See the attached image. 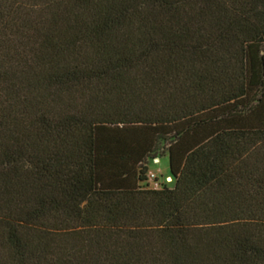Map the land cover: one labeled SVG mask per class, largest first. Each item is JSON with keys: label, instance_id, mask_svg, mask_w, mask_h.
<instances>
[{"label": "trees", "instance_id": "1", "mask_svg": "<svg viewBox=\"0 0 264 264\" xmlns=\"http://www.w3.org/2000/svg\"><path fill=\"white\" fill-rule=\"evenodd\" d=\"M0 264H264V0H0Z\"/></svg>", "mask_w": 264, "mask_h": 264}, {"label": "rangeland", "instance_id": "2", "mask_svg": "<svg viewBox=\"0 0 264 264\" xmlns=\"http://www.w3.org/2000/svg\"><path fill=\"white\" fill-rule=\"evenodd\" d=\"M165 143L166 139L164 137H160L156 140V146L153 151V156L158 158V163L154 164L147 160V170L152 172L157 181H161L164 176H166V159H165ZM168 181V180H167ZM169 187H171V183L168 184ZM149 187L148 184L145 186H141V188H147Z\"/></svg>", "mask_w": 264, "mask_h": 264}, {"label": "built area", "instance_id": "3", "mask_svg": "<svg viewBox=\"0 0 264 264\" xmlns=\"http://www.w3.org/2000/svg\"><path fill=\"white\" fill-rule=\"evenodd\" d=\"M151 162L154 163V164H157L158 163V158L152 159ZM146 180L149 183V187L151 189H158L160 187V183L162 181V180L161 181H157L155 175L152 172L148 171V170L146 172ZM163 180L164 181H167V180L169 181L170 178L167 177V176H164Z\"/></svg>", "mask_w": 264, "mask_h": 264}]
</instances>
